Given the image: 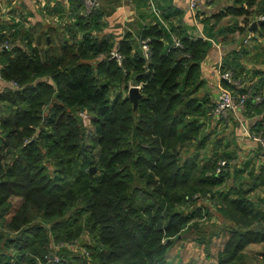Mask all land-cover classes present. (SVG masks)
I'll return each instance as SVG.
<instances>
[{"label": "trees", "instance_id": "16d2710c", "mask_svg": "<svg viewBox=\"0 0 264 264\" xmlns=\"http://www.w3.org/2000/svg\"><path fill=\"white\" fill-rule=\"evenodd\" d=\"M70 10L63 30L0 23V44L14 42L1 52L0 75L10 85L0 90V264H206L173 256L190 237L207 251L222 245L207 264H249L247 247L264 243V208L250 189L219 190L226 179L219 161L232 152H201L211 137L202 119L215 106L201 92V67L218 37L234 42L238 32L246 46L264 36L262 24L244 42L264 0H232L204 18L209 39L158 21L138 40L130 31L116 40L94 34L102 32L100 7L87 15L84 0H73ZM227 16L233 24L221 23ZM114 49L121 64L109 56ZM232 52L224 69L240 78L245 50ZM131 81L141 85L136 108ZM244 107L262 114L264 101ZM216 203L222 223L212 221ZM77 241L88 257L60 246Z\"/></svg>", "mask_w": 264, "mask_h": 264}, {"label": "crops", "instance_id": "0c3cea01", "mask_svg": "<svg viewBox=\"0 0 264 264\" xmlns=\"http://www.w3.org/2000/svg\"><path fill=\"white\" fill-rule=\"evenodd\" d=\"M16 1L17 0H13V2ZM23 1L24 3L21 1L22 6L27 5L28 7L27 12L26 10L25 12L21 10L23 16L26 18L23 17L22 21L19 18H15V16L6 12L8 7H4L0 4V15L3 21L1 22L0 20V23L11 25L10 23L20 21L24 22L26 27H29L31 24L41 22L42 25L46 27L45 22H47V18L45 16L48 15V9H50L52 15H54L52 21L48 20L47 23H53L51 26L62 27L60 30H63V26L70 21V16H72L70 9L72 8L73 0H63L65 10L58 8L57 0H49V2L41 0V6L43 8L39 6V0H35V4H31L32 0ZM197 1V16H193L190 9L191 0H103L100 6L104 13L101 18L102 32L94 30V34L97 36L100 33L116 34L119 36L116 39H120L127 31H130L138 40L140 39L144 25L160 21L167 26L184 23L189 28L191 34L206 37L202 20L214 15L218 10L231 4L232 0ZM209 1L214 2L207 3ZM9 8L11 9L10 6ZM42 10L46 14L42 13ZM67 12L70 14L68 15ZM232 19H234L233 21L236 20V18ZM214 21L215 19H212V22ZM240 24L242 25L243 23L240 22ZM236 33L230 35L234 38V42H228L222 37H218L219 41L218 39L214 40L213 47L202 63V78L205 81V85L201 89V92L206 94V98L210 99L213 103L216 102L220 85L223 84L218 72V67L222 64L225 68L226 65L224 64H226V61L228 62L226 57L234 50H245L244 54L241 52L239 53L240 60L238 62L241 70H244L241 72L243 78L240 76V79L245 88L253 89L254 91L263 89L264 91V62L260 61V48L255 49L254 47V45L257 46V41L259 45L262 44L264 46V36L255 34V39L257 41L253 40L251 45L244 46L241 44L242 36ZM2 51L3 49L0 48V69L3 60ZM230 59L233 61V58ZM8 85H10V83L3 80L0 75V90H3V88ZM257 88H259V90ZM202 121L205 123V130L208 132L211 131L212 133L213 139L210 137L207 144L212 147L215 146L216 151L223 152V150H226L228 153L232 152V158H234L233 152L237 146L238 154L241 156L239 161L234 159L235 162L232 161L233 163H230V166L228 164L225 170V182L218 187L219 190L234 196L239 189H250L249 197L261 208H264V150H262L259 144L251 137V134L256 132L259 126L264 127V111L262 114H258L244 107L236 112H232L227 123L219 122L212 116L203 117ZM229 126L234 127V130L228 129L227 133H223L222 131L226 130L225 128ZM232 131H235V133L233 134ZM221 138H224V140ZM230 141L232 144L229 145ZM217 206H220V204L216 203L215 206L213 205L214 208L212 212L214 213V217L212 221L222 223L223 218L217 211ZM255 246L264 247V243H253L249 245L247 249L250 250ZM220 248H222V245L216 243L214 249L218 251ZM260 256L263 259L262 261H264V251L263 253L260 252Z\"/></svg>", "mask_w": 264, "mask_h": 264}, {"label": "built area", "instance_id": "2783aa9c", "mask_svg": "<svg viewBox=\"0 0 264 264\" xmlns=\"http://www.w3.org/2000/svg\"><path fill=\"white\" fill-rule=\"evenodd\" d=\"M102 1L101 0H84V12L87 15H90L94 12V10L101 6ZM197 0H191L190 3V9L193 14V16H197L196 14V7H197ZM264 21V13L259 14L255 17V19L252 21ZM254 37L253 31L248 32L244 42L247 44L249 43L252 38ZM205 39H209L204 37ZM212 40V39H211ZM149 39H142L140 40V44L142 46V49L146 55V57L149 56V45H148ZM176 44L180 45V42L176 40ZM14 47V42L10 40H6L0 44V48L3 50H9ZM110 57L116 58L119 63L121 64L123 61V55L120 53L117 49H114L110 54ZM218 72L220 74V77L223 80L227 81V83L231 84L235 88H229L224 86L223 84L220 85L219 88V94L218 98L215 102V106L211 110V115L214 117V119L218 120L219 122H226L229 120V116L232 112H236L240 110L241 108H244V106L247 104V101L250 98H253L254 102L261 103L264 101V91L263 89H260L259 91H254L253 89H246L244 92H239L238 89L245 88L244 84L242 83V80L240 78H235L234 73L230 69H224V66L222 64L218 67ZM12 85H15L16 83L13 81L11 82ZM141 88V85H133ZM132 86V87H133ZM81 115L86 119L90 118V116L84 112L81 113ZM91 120V119H90ZM251 137L259 144L260 148L264 150V131L260 130L258 132H254L251 134ZM229 164L228 160H220L218 167H217V174L221 173L222 171H225L227 166ZM66 244L62 243L60 246H65ZM59 248V247H58ZM56 262H58L60 259L58 256L53 257Z\"/></svg>", "mask_w": 264, "mask_h": 264}, {"label": "rangeland", "instance_id": "374dc122", "mask_svg": "<svg viewBox=\"0 0 264 264\" xmlns=\"http://www.w3.org/2000/svg\"><path fill=\"white\" fill-rule=\"evenodd\" d=\"M24 3V1L23 0H17L16 2H13V0H0V4H2L4 7H8L7 8V10H6V12H9L11 15H13V16H15V18H19L21 21L23 20V17H25V16H23V14H22V12H21V10H24V12H25V10H26V12H27V9H28V7H27V5H23L22 6V2ZM47 2H49V0H46ZM101 1H103V0H101ZM215 1V0H214ZM214 1H209V2H207V3H210V2H214ZM36 3V1L34 0H32V2H31V4H35ZM104 3V2H103ZM217 3V2H216ZM9 6L11 7V9L9 8ZM39 6L41 7V8H43L42 6H41V0H39ZM0 7H1V5H0ZM22 7H23V9H22ZM49 10V12H48V15L47 16H45L46 18H47V22H48V20H51L52 21V17H53V15H52V13H51V10L50 9H48ZM196 12H197V10H196ZM42 13H45V12H43V10H42ZM46 14V13H45ZM257 12L256 13H254V16H257ZM26 18V17H25ZM69 18V17H68ZM67 18V19H68ZM66 19V20H67ZM0 20H1V15H0ZM25 20V19H24ZM228 20V21H227ZM234 19H232L231 17H227V18H225V19H223L222 21H221V23H223V24H228V22L229 23H232L233 24V21ZM239 21L240 22H242L243 23V18L242 17H240L239 18ZM1 22H3L2 20H1ZM47 22H45V24H46V28L47 27H49V26H51V24H53V23H51V24H48ZM65 22V21H64ZM10 24H12V23H10ZM58 24V23H57ZM59 28V27H58ZM60 29H62V27L60 28ZM123 31V30H122ZM236 34H239V33H236ZM102 35H104L103 33H100L99 34V36H102ZM113 35V34H112ZM114 36V38L116 39L117 37H119L118 35H113ZM116 40H118V39H116ZM241 77L243 78V76L241 75ZM133 86V82L131 81L130 82V84H129V90H130V88ZM129 92V91H128ZM230 116H231V114H230ZM230 116H229V119H230ZM84 118V117H83ZM84 121H85V124H89L90 123V118L88 117V118H84ZM228 121H226L225 123H227ZM227 126H228V124H227ZM226 130H223L222 132L223 133H227L228 131V129H231V130H234V127H231V126H229L228 128H225ZM221 132V131H220ZM221 132V133H222ZM221 133H220V135H221ZM222 133V134H223ZM230 133V132H229ZM232 133L234 134L235 133V131H232ZM210 135H211V138H212V133H211V131H210ZM235 138H236V136H235ZM213 139V138H212ZM212 139H211V142H212ZM222 140H224V138H221ZM221 140V141H222ZM229 143V142H228ZM230 144H232V142L230 141V143H229V145ZM208 146L205 148V149H203L201 152H202V154H204V157L206 156V155H211L212 153H213V151L215 150V146H210L209 144H207ZM234 154V158H232V159H230L229 160V166L233 163V162H235V160L234 159H236V160H240L241 159V156L238 154V147L236 146V148H235V150H234V152H233ZM220 160H226L225 158H222V159H220ZM228 160V159H227ZM233 161V162H232ZM231 163V164H230ZM82 240V239H81ZM187 244H180L179 245V247H177V246H175L174 247V249H173V256H177V257H179L180 256V258H182L183 260H184V262H189V260H193L192 262H196V261H198V262H202V261H205V263L207 264L209 261L208 260H210V259H212V258H209V257H207V255H208V253H211L212 255L213 254H215L216 252H217V249H214V248H211L209 251H207L206 249H205V247L204 246H198L197 244H195V243H193V241H191V237L187 240ZM66 244V246H68L69 245V249L70 250H72L73 252H76V253H80V254H82V255H85V256H89V251L85 248V247H83L81 244L82 243H80V241L78 242H72V244H70V243H65ZM84 248V249H83ZM58 249V247H56L55 248V250H57ZM248 251V253H249V255H250V259L248 260L249 262V264H262V258H261V256H260V252L261 253H263V251H264V247L263 246H255V247H253L252 249H250V250H247ZM212 252H214V253H212ZM210 263V262H209Z\"/></svg>", "mask_w": 264, "mask_h": 264}, {"label": "water", "instance_id": "95a60500", "mask_svg": "<svg viewBox=\"0 0 264 264\" xmlns=\"http://www.w3.org/2000/svg\"><path fill=\"white\" fill-rule=\"evenodd\" d=\"M262 24H264V21H255V22H253L252 24H251V27H250V31H254V29L256 28V27H258V26H260V25H262ZM50 40V39H49ZM129 97H130V99L132 100V102L134 103V106H135V108L138 106V100H139V98L141 97V93H140V88L139 87H137V86H133V87H131L130 88V90H129ZM95 167H92L91 169H90V173L91 174H94L95 173ZM258 228H262L263 230H264V226L262 227V226H258ZM52 258H53V256H52Z\"/></svg>", "mask_w": 264, "mask_h": 264}]
</instances>
